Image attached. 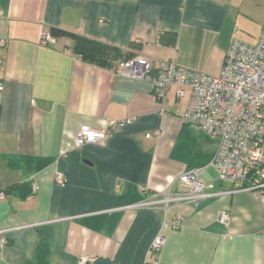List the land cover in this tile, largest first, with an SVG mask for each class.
Instances as JSON below:
<instances>
[{"label": "crops", "instance_id": "1", "mask_svg": "<svg viewBox=\"0 0 264 264\" xmlns=\"http://www.w3.org/2000/svg\"><path fill=\"white\" fill-rule=\"evenodd\" d=\"M51 28L218 74L232 38L254 45L264 32V0H0V264L82 255L88 264H264L260 194L218 180L217 140L184 116L190 91L158 102L150 79L82 61L70 37L43 42ZM163 31L176 32L175 44L158 42ZM126 117L103 143L76 145L82 124ZM193 168L225 193L166 210L128 206L169 184L176 191ZM176 215L180 227L162 224Z\"/></svg>", "mask_w": 264, "mask_h": 264}, {"label": "built area", "instance_id": "2", "mask_svg": "<svg viewBox=\"0 0 264 264\" xmlns=\"http://www.w3.org/2000/svg\"><path fill=\"white\" fill-rule=\"evenodd\" d=\"M41 38L43 42L49 43L56 40L47 32H43ZM115 72L129 78L150 79L153 95L162 103L169 90H173L176 97L185 96L189 90L191 98L184 116L217 140L210 164L216 168L218 180L236 182L238 189L257 190L264 204V33L260 34L254 45L232 38L218 74L182 67L174 60L155 64L150 57L140 53L118 62ZM3 87L0 81V91ZM132 119H109L105 128L82 124L76 132L75 143L77 146L91 142L103 143L114 126L129 123ZM55 181L58 184L65 181L59 170L55 173ZM225 191L202 182L200 170L193 168L178 177L176 191L169 184L158 193L128 206L162 207L166 210L169 204H196ZM3 196L0 192V197ZM219 219L226 223L228 213L221 212ZM162 224L178 228L182 222L180 216L176 215L172 220L164 218ZM163 241V234L158 233L149 250L157 252ZM5 243L6 239L1 238L0 244ZM92 260V256L82 255L78 264H88Z\"/></svg>", "mask_w": 264, "mask_h": 264}, {"label": "trees", "instance_id": "3", "mask_svg": "<svg viewBox=\"0 0 264 264\" xmlns=\"http://www.w3.org/2000/svg\"><path fill=\"white\" fill-rule=\"evenodd\" d=\"M50 33L55 38L56 36L70 37L72 39L70 48L72 54L84 62L104 69L114 70L120 60L135 54L132 50L123 51L118 46L59 28H51ZM176 37V32L163 31L159 34L158 42L173 45L176 42ZM134 46L135 42L131 41L129 47L133 48Z\"/></svg>", "mask_w": 264, "mask_h": 264}, {"label": "rangeland", "instance_id": "4", "mask_svg": "<svg viewBox=\"0 0 264 264\" xmlns=\"http://www.w3.org/2000/svg\"><path fill=\"white\" fill-rule=\"evenodd\" d=\"M48 34H49V33H48ZM55 41H56V40H55ZM135 53H138V52H135ZM129 58H130V57H129ZM123 60H124V59H123ZM120 61H121V60H120ZM120 61H119V62H120ZM160 61H161V60H160ZM160 61H158L157 64H158ZM162 61H163V60H162ZM117 64H118V63H117ZM114 72H115V68H114ZM118 75H119V74H118ZM122 76H123V75H122ZM125 77H126V76H125ZM155 99H156V98H155ZM157 101H158V100H157ZM56 171H57V170H56ZM59 171H60V170H59ZM55 173H56V172H55ZM61 173H62V175L64 176V174H63L62 171H61ZM64 178H65V176H64ZM54 179H55V175H54ZM55 182H56V181H55ZM64 182H65V181H64ZM156 193H158V192H156ZM170 205H171V204L168 205V208L170 207ZM145 208H149V207H145Z\"/></svg>", "mask_w": 264, "mask_h": 264}]
</instances>
